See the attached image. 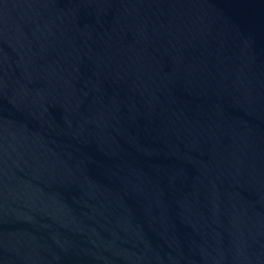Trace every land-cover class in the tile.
Segmentation results:
<instances>
[{"label": "water", "instance_id": "1", "mask_svg": "<svg viewBox=\"0 0 264 264\" xmlns=\"http://www.w3.org/2000/svg\"><path fill=\"white\" fill-rule=\"evenodd\" d=\"M0 264H264V0H0Z\"/></svg>", "mask_w": 264, "mask_h": 264}]
</instances>
